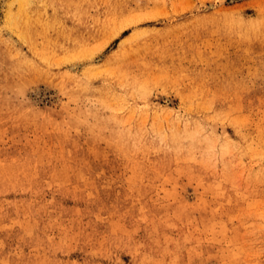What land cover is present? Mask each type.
<instances>
[{
	"label": "rangeland",
	"instance_id": "obj_1",
	"mask_svg": "<svg viewBox=\"0 0 264 264\" xmlns=\"http://www.w3.org/2000/svg\"><path fill=\"white\" fill-rule=\"evenodd\" d=\"M0 264H264V0H0Z\"/></svg>",
	"mask_w": 264,
	"mask_h": 264
},
{
	"label": "bare ground",
	"instance_id": "obj_2",
	"mask_svg": "<svg viewBox=\"0 0 264 264\" xmlns=\"http://www.w3.org/2000/svg\"><path fill=\"white\" fill-rule=\"evenodd\" d=\"M6 2H8V0H3V3H6ZM124 45V44H123Z\"/></svg>",
	"mask_w": 264,
	"mask_h": 264
}]
</instances>
